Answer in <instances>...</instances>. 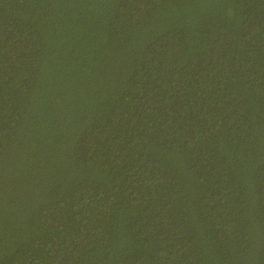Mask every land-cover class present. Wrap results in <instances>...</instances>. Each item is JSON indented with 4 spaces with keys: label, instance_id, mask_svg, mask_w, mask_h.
<instances>
[{
    "label": "trees",
    "instance_id": "obj_1",
    "mask_svg": "<svg viewBox=\"0 0 264 264\" xmlns=\"http://www.w3.org/2000/svg\"><path fill=\"white\" fill-rule=\"evenodd\" d=\"M0 264H264V0H0Z\"/></svg>",
    "mask_w": 264,
    "mask_h": 264
}]
</instances>
